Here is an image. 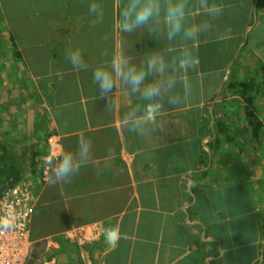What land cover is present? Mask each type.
Instances as JSON below:
<instances>
[{"label":"crops","instance_id":"crops-1","mask_svg":"<svg viewBox=\"0 0 264 264\" xmlns=\"http://www.w3.org/2000/svg\"><path fill=\"white\" fill-rule=\"evenodd\" d=\"M90 2L0 0L10 38L0 59L14 63L0 67L12 73L0 75V134L13 131L37 161L53 163L77 154L81 137L91 142L88 161L67 183L52 172L45 178L31 214L30 258L44 252L37 264H264V0H204L219 9L214 17L189 0L196 5L191 21L211 27L187 46L198 61L183 76L187 99L165 104L141 135L129 133L124 119L139 97L119 78L102 95L91 72L120 57L143 66L150 54L178 46L163 23L122 32L119 12L129 0H101L99 23L87 12ZM76 49L85 70L67 60ZM243 82L252 85L258 134L239 88H229ZM218 120L231 139L219 135Z\"/></svg>","mask_w":264,"mask_h":264},{"label":"clouds","instance_id":"clouds-1","mask_svg":"<svg viewBox=\"0 0 264 264\" xmlns=\"http://www.w3.org/2000/svg\"><path fill=\"white\" fill-rule=\"evenodd\" d=\"M191 5L189 0H129L119 12V27L124 33L149 26L153 23H163L168 41L175 43L178 49L175 53L150 54L143 66L133 64L128 58H113L110 67L98 66L91 72L92 82L98 91L107 96L115 87L119 78L130 95L139 97L142 102L125 114L126 127L129 133L141 135L150 126L156 125V119L161 114L165 104L179 106L187 99L186 90L189 84L183 76L194 70L198 61L193 57L188 45L200 35L207 32L211 25L207 20L198 23L191 21ZM199 7L209 17L219 14V9L207 6L200 0ZM88 14L99 23L104 18L101 0H91ZM183 48V51L179 50ZM67 60L73 69L85 70L87 64L82 53L76 49L66 53ZM91 142L81 137L78 141V153H64L53 164L52 175L58 181L67 183L75 175L82 164L89 159ZM109 242L115 239L112 232L107 234Z\"/></svg>","mask_w":264,"mask_h":264},{"label":"built area","instance_id":"built-area-1","mask_svg":"<svg viewBox=\"0 0 264 264\" xmlns=\"http://www.w3.org/2000/svg\"><path fill=\"white\" fill-rule=\"evenodd\" d=\"M7 190V197L0 202V264H27L32 248V202L37 195L32 192V183L21 182Z\"/></svg>","mask_w":264,"mask_h":264},{"label":"rangeland","instance_id":"rangeland-1","mask_svg":"<svg viewBox=\"0 0 264 264\" xmlns=\"http://www.w3.org/2000/svg\"><path fill=\"white\" fill-rule=\"evenodd\" d=\"M6 30H7V28L4 26V22L3 21L1 22V20H0V53H4V51L6 50L5 48L7 46L6 43H8L9 39H10L8 34L4 33V31H6ZM6 63L9 65H13L14 64L13 58L8 56V57H5V59H0V67L1 66L4 67ZM6 72H8L9 74H12L11 68H8V70L5 72L0 71V75L3 73H6ZM0 79H1V77H0ZM8 81L9 80H7L6 82H8ZM2 83H4V82L0 81V86L2 85ZM235 87H236V84H235ZM6 91H7V89H6ZM2 103H3V96L0 97V113L3 112L2 108L5 107V105ZM0 118H1V115H0ZM1 130H2V127H0V132H1ZM13 140H15L14 135H13V131H9L6 135H3V133L0 134V147L1 148H4V147L7 148L8 152L13 155L16 163H18L21 172H23L21 180L18 181L17 183H15L11 187V189H13L16 185H18L21 182L26 183V184L32 183V190H33L34 194L38 196V192L41 189L42 185L44 184L43 182L45 181V178H47L52 172L54 163L48 159H46V160L45 159H38V161L37 160L32 161L31 157H32L33 152H29V148H27L26 146L22 145V147H23L22 148L20 145H18L17 141L14 142ZM8 188H10V187H8ZM7 193H8V190L4 191L0 195V202L2 201L3 197H7ZM35 199H36V201H35ZM37 199H38V197L37 198L35 197L33 202H32L33 204L35 203V206L37 204ZM7 200H9V199H7ZM76 242L78 243V241H76ZM35 247H37V246H35ZM38 248L42 249L43 247L38 246ZM33 251H35V249ZM30 256H28V258H27L28 259L27 263L29 260H31ZM45 256L46 255H44V252L38 253L37 259L44 258ZM32 257H33L32 259L34 260L35 257L33 255H32ZM44 259H46V258H44ZM40 262H43V261H40Z\"/></svg>","mask_w":264,"mask_h":264},{"label":"trees","instance_id":"trees-1","mask_svg":"<svg viewBox=\"0 0 264 264\" xmlns=\"http://www.w3.org/2000/svg\"><path fill=\"white\" fill-rule=\"evenodd\" d=\"M12 40V38H11ZM251 83H240L236 87H234L233 84L229 85V88L231 90L233 88H239L240 95H242L245 99V102L247 104V118L251 124L252 130L254 133H259V130L263 127L262 123L259 121L257 116H255L253 112V103L254 99L249 95V93L252 91L249 88L251 87ZM215 129L218 131L219 135L226 136L227 140L231 139L228 131L229 128L226 126L225 122L222 120L217 121V125ZM38 158L37 153H33L31 160L34 161ZM22 173L20 170V167L18 163L14 160V157L12 154H10L6 147L1 148L0 147V195L8 188L12 187L15 183L21 180ZM33 258V257H32ZM28 261L27 264H37L36 258L33 260ZM39 264V263H38Z\"/></svg>","mask_w":264,"mask_h":264},{"label":"bare ground","instance_id":"bare-ground-1","mask_svg":"<svg viewBox=\"0 0 264 264\" xmlns=\"http://www.w3.org/2000/svg\"><path fill=\"white\" fill-rule=\"evenodd\" d=\"M33 192V191H32ZM29 194H27V195H30L31 193L30 192H28ZM34 193V192H33Z\"/></svg>","mask_w":264,"mask_h":264}]
</instances>
